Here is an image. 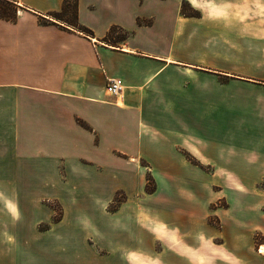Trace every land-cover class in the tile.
I'll return each instance as SVG.
<instances>
[{
    "label": "crops",
    "instance_id": "1",
    "mask_svg": "<svg viewBox=\"0 0 264 264\" xmlns=\"http://www.w3.org/2000/svg\"><path fill=\"white\" fill-rule=\"evenodd\" d=\"M187 1L196 15L182 14L181 0H78L77 22L91 29L90 35L51 18L61 10L63 0H17L16 19L0 18V237L31 247V241L14 228L16 222L11 226L6 216L20 219L25 204L37 199L34 173L81 168V177L86 176L79 182L81 189H88L82 187L87 175L97 176L105 204L117 185H112L113 177L102 174V169L121 165L132 171L140 169L141 154L148 159L154 177V170L158 172V185L163 187L165 182L164 187L179 190L180 202L194 210L205 206L208 199H215L214 181L185 160L182 148L211 164L213 172H221V195L227 204L223 220L238 233L259 231L264 237V148L249 149L262 139L239 136L237 143L223 146L221 163L215 162L207 152L213 137L197 136L199 117L193 118L190 109L184 111L190 115L189 124L183 121L182 85H170L176 80L166 74L174 66L167 73L178 69L197 77L195 69H180L172 63L175 61L203 66L211 77L236 76L255 82L244 81L246 84L237 87L257 94L254 114L264 118V0ZM111 25L131 35L115 43L104 40ZM225 26L237 28L233 38L222 30L214 32ZM165 28L174 30L171 40L176 47L184 45L182 50L189 45L186 49L191 51L190 43L204 29L206 35L212 29L209 35L225 36L229 43L259 47L251 52L255 59H249L253 61L249 68L231 66L222 49L194 61L190 55L162 51L159 46ZM110 78L121 79L120 95L106 93ZM188 105L197 106L196 98L191 96ZM211 109L212 105L211 113L205 115L213 118ZM85 165L91 167V173L87 174ZM45 183L49 189L62 185ZM81 200H91L87 191H81ZM117 215L104 213L103 217ZM180 216L188 217V213ZM189 216L196 218V213L189 212ZM95 232L99 247L103 246L100 232ZM164 232L165 242L177 243L178 232ZM86 237L81 230V252L94 253ZM121 244L109 249L111 259L121 260L122 256L126 260L122 254L133 252L128 242ZM224 250L234 259L229 264H264V241L256 248Z\"/></svg>",
    "mask_w": 264,
    "mask_h": 264
},
{
    "label": "rangeland",
    "instance_id": "2",
    "mask_svg": "<svg viewBox=\"0 0 264 264\" xmlns=\"http://www.w3.org/2000/svg\"><path fill=\"white\" fill-rule=\"evenodd\" d=\"M181 6L186 11H191L190 6L193 7L187 0H181ZM149 7H154V4L150 3ZM51 18L67 25L58 18ZM63 18L67 21L72 20L71 14L62 15ZM221 30L225 36L232 38L238 31L233 26H225L214 29V32ZM173 31L172 28L164 29L165 37L160 41L159 47L171 55H190L194 61L206 53L222 49L223 54L229 56L226 62L231 66L249 68L255 59L251 52L255 53L259 47L253 43H229L230 41L224 40L227 37H219L214 32L209 35L212 29H208L206 35L207 30L204 29L202 30L204 33L197 39L193 38V43H190L193 44L191 51L187 50L191 48L189 45H185L187 49L182 50L184 45L179 48L178 44L176 47L175 42L171 40ZM129 35L130 32L127 36ZM122 39L124 38L118 31L107 40L115 43ZM172 63L180 69L189 67L198 72L197 77H189L178 69V73H167L175 68L174 66L166 69V74H169L171 80H176L169 84L182 85L180 97L183 121L189 124L190 115H187V112L184 115V111L187 110L189 113L190 109L193 114L195 113L193 118L199 117L197 136L213 137L212 141L209 140L212 143L210 150L207 151L209 157L221 163L223 146L227 148L230 143H237L236 139L239 136L241 139L244 136L262 139L256 142L255 147L252 145L249 149L264 148V118L254 114L258 102L257 94L237 87L246 84L244 81L255 82L236 76L211 77L210 70L203 66L175 61ZM203 83L204 85H201ZM191 96L197 100V106L192 108L188 105ZM211 105V110L214 111L213 118L205 115L211 113L208 111ZM248 147L249 144H246L245 148ZM182 156L191 165L204 171L209 180L214 181L211 189L215 193V199H208L205 206H197L195 210L180 202L179 190L164 187L165 182L163 187L158 185L155 179L159 176L158 172L154 170V177L148 159L142 154L138 155L140 169L135 168L132 171L126 169L124 165L112 170L102 169V174H110L113 177L112 185H117L105 204H102L104 199L103 195H100L102 190L99 188L97 176L87 175L86 186L82 187L88 189H81V179L86 177L85 174L81 177V168L68 170L62 167L58 169L59 173L53 171L34 173L33 178L36 177L39 186L37 199L33 200L32 204H25L26 210L20 219L12 220L13 218L6 216L11 226L16 222L14 228L19 229L20 235L31 241L29 243L31 247L29 245L23 247L22 241L11 243L10 240L0 237V264H229L228 260L232 262L234 259L224 248L236 251L258 247L264 241L259 231H252L250 234L238 233L233 225L223 220V210L227 204L221 195V172H213L214 167L211 164L200 161L183 148ZM85 167L87 174L91 173L89 171L92 170L91 167L88 165ZM45 180L52 183L61 182L63 188H60L62 186L60 185L58 188L49 189ZM81 191L88 192L91 199L89 202L81 200ZM209 196L211 198V195ZM189 212L196 213V218L189 216ZM104 213L118 215L117 218H105ZM181 213H188V217H181ZM125 215L126 217L128 215L129 219ZM81 230H85L86 239L94 253L81 252ZM96 230L100 232L103 246L98 245ZM164 231L173 235L172 232L175 231V234L178 232V244L174 241L169 243L168 240L165 242L168 237L164 236ZM127 242L134 248L133 252L122 254L127 259L122 260V256L121 260L111 259L109 249H112L115 243L123 245ZM13 255L15 263L12 260Z\"/></svg>",
    "mask_w": 264,
    "mask_h": 264
},
{
    "label": "trees",
    "instance_id": "3",
    "mask_svg": "<svg viewBox=\"0 0 264 264\" xmlns=\"http://www.w3.org/2000/svg\"><path fill=\"white\" fill-rule=\"evenodd\" d=\"M16 1L17 0H0V18L5 19V20H10V21H14L16 19V10H17V5L15 3ZM77 5H78V0H63L61 10L59 12H54L51 15L52 17L58 18L62 20L63 22H66L68 25L74 28H77L79 31L87 35H90L92 34V30L84 25L78 24L77 22ZM190 10L191 11L189 10L186 11L184 10V7L181 6L182 14L184 15H196L197 14V12L194 9L191 8ZM67 14H71L72 16L71 21L64 20V18L62 19V15H67ZM137 23L140 24L141 20L137 19ZM118 31L121 32L123 38H125L128 35V32L124 30L122 27L117 26V25H111L103 39L104 40L109 39L110 36L113 35V33H116ZM79 123L81 124V121H79Z\"/></svg>",
    "mask_w": 264,
    "mask_h": 264
},
{
    "label": "built area",
    "instance_id": "4",
    "mask_svg": "<svg viewBox=\"0 0 264 264\" xmlns=\"http://www.w3.org/2000/svg\"><path fill=\"white\" fill-rule=\"evenodd\" d=\"M123 89V83L119 78H110L105 85V91L109 95L118 96Z\"/></svg>",
    "mask_w": 264,
    "mask_h": 264
}]
</instances>
